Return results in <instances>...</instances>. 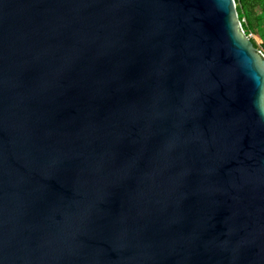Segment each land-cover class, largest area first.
<instances>
[{
  "label": "water",
  "instance_id": "1",
  "mask_svg": "<svg viewBox=\"0 0 264 264\" xmlns=\"http://www.w3.org/2000/svg\"><path fill=\"white\" fill-rule=\"evenodd\" d=\"M262 111L235 0H0V264H264Z\"/></svg>",
  "mask_w": 264,
  "mask_h": 264
},
{
  "label": "trees",
  "instance_id": "2",
  "mask_svg": "<svg viewBox=\"0 0 264 264\" xmlns=\"http://www.w3.org/2000/svg\"><path fill=\"white\" fill-rule=\"evenodd\" d=\"M239 18L253 44L264 53V0H235ZM260 41V42H259Z\"/></svg>",
  "mask_w": 264,
  "mask_h": 264
},
{
  "label": "clouds",
  "instance_id": "3",
  "mask_svg": "<svg viewBox=\"0 0 264 264\" xmlns=\"http://www.w3.org/2000/svg\"><path fill=\"white\" fill-rule=\"evenodd\" d=\"M261 115H264V111L261 112Z\"/></svg>",
  "mask_w": 264,
  "mask_h": 264
},
{
  "label": "rangeland",
  "instance_id": "4",
  "mask_svg": "<svg viewBox=\"0 0 264 264\" xmlns=\"http://www.w3.org/2000/svg\"><path fill=\"white\" fill-rule=\"evenodd\" d=\"M249 36H251V37H255L256 38V36H253V35H249ZM260 42V41H259Z\"/></svg>",
  "mask_w": 264,
  "mask_h": 264
},
{
  "label": "built area",
  "instance_id": "5",
  "mask_svg": "<svg viewBox=\"0 0 264 264\" xmlns=\"http://www.w3.org/2000/svg\"><path fill=\"white\" fill-rule=\"evenodd\" d=\"M249 35H252V34H249ZM251 37V36H250Z\"/></svg>",
  "mask_w": 264,
  "mask_h": 264
}]
</instances>
